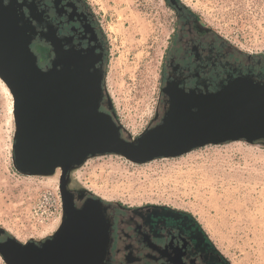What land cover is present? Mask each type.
<instances>
[{
  "label": "rangeland",
  "instance_id": "1",
  "mask_svg": "<svg viewBox=\"0 0 264 264\" xmlns=\"http://www.w3.org/2000/svg\"><path fill=\"white\" fill-rule=\"evenodd\" d=\"M87 1L104 36L102 108L114 114L124 137L136 138L160 100L173 13L167 0ZM188 1L236 48L264 58V0ZM6 87L0 77V236L41 241L62 223L59 177L56 185L51 176L15 168L14 96ZM73 182L127 209L187 212L228 264H264V142L208 144L145 163L101 154L89 158ZM0 264H6L2 257Z\"/></svg>",
  "mask_w": 264,
  "mask_h": 264
},
{
  "label": "water",
  "instance_id": "2",
  "mask_svg": "<svg viewBox=\"0 0 264 264\" xmlns=\"http://www.w3.org/2000/svg\"><path fill=\"white\" fill-rule=\"evenodd\" d=\"M11 12L0 0V46L14 43ZM2 49L0 77L14 96L17 125L13 162L22 174L50 176L57 168L66 173L101 154L145 163L208 144L264 142V81L252 76L235 77L217 92L190 93L188 105L173 107L161 124L129 139L114 114L102 108L100 55L60 48L43 69L26 62L24 50ZM90 211L84 206L41 241L10 236L0 241V256L6 264H100L103 229Z\"/></svg>",
  "mask_w": 264,
  "mask_h": 264
},
{
  "label": "flooded vegetation",
  "instance_id": "3",
  "mask_svg": "<svg viewBox=\"0 0 264 264\" xmlns=\"http://www.w3.org/2000/svg\"><path fill=\"white\" fill-rule=\"evenodd\" d=\"M6 3L12 9L10 17L14 21L9 39L14 43L1 45L0 51L4 47L24 50L26 62L43 69L52 65L60 48L93 51L103 61L101 22L87 0ZM167 4L174 22L164 55L161 96L154 117L143 132L161 124L173 107L188 105L192 92H217L222 85L244 75L264 81L262 56L236 48L192 2L167 0ZM83 165L66 173L62 168L56 169L59 181H63L62 222L90 206V215L103 229V252L97 256L100 264H228L190 214L155 206L127 209L107 202L73 182ZM6 239L0 236V241Z\"/></svg>",
  "mask_w": 264,
  "mask_h": 264
},
{
  "label": "bare ground",
  "instance_id": "4",
  "mask_svg": "<svg viewBox=\"0 0 264 264\" xmlns=\"http://www.w3.org/2000/svg\"><path fill=\"white\" fill-rule=\"evenodd\" d=\"M7 88V87H6ZM8 89V88H7ZM10 93V92H9ZM11 94V93H10ZM115 156H119V155H116L115 154ZM162 158V157H161ZM52 178H51V180H52V182L54 183V184H58V177H59V175H58V173H55V174H53V175H50ZM0 259H1V256H0Z\"/></svg>",
  "mask_w": 264,
  "mask_h": 264
}]
</instances>
